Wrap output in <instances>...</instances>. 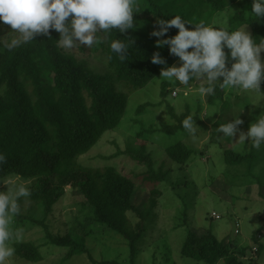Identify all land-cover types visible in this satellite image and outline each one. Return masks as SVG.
Listing matches in <instances>:
<instances>
[{
    "label": "trees",
    "instance_id": "obj_1",
    "mask_svg": "<svg viewBox=\"0 0 264 264\" xmlns=\"http://www.w3.org/2000/svg\"><path fill=\"white\" fill-rule=\"evenodd\" d=\"M229 5L228 0H140V11L144 13L143 20L150 28L149 33L136 28L123 34L113 30L107 39L91 48L105 58L109 67L107 72L96 71L85 59H78L58 47L59 33L51 29L47 36L38 35L36 40L9 49L5 46L9 42L4 38L10 31V25L0 22V152L7 157L6 163L0 166V182L12 178L31 180L28 184L31 196L21 200L13 229L39 225L45 232L43 244L29 240L12 241L14 257L25 262H38L44 257L41 245L50 244L65 249L62 261L69 260L77 252H86L93 264H117L112 260L98 262L92 257L83 237L71 232L53 233L49 228L44 218L68 185L82 196L81 209L90 216L92 227L121 239L128 249L130 263L134 264L138 244L143 243L150 229L147 218L161 195L159 188L154 186L150 190L148 203L139 210L132 202L135 183L130 177L119 172L115 165H85L80 157L97 145L106 131L122 122L131 94L159 77L164 66L151 62L154 52H159L169 66L178 60L169 54L167 46L158 48L155 41L159 38L150 35L157 27V20L181 15L192 21L190 14L196 11L199 16H204L202 20L210 22L213 14L219 15ZM250 5L251 0L243 3L241 10L228 18L229 24L235 29L247 23L249 32L259 40L264 38V17L252 20L245 11H250ZM177 31L170 29L168 36L175 35ZM115 38L132 40L124 62L110 49L111 39ZM108 56L112 59L108 60ZM167 87V82L161 83V102L157 104L164 102L172 121L160 128L142 129L138 136L144 132L173 133L182 128V120L190 115L188 111L180 114L174 111L165 99L170 94ZM219 98L221 88L217 87L207 102L212 104ZM152 105V102L140 103L135 113L139 114ZM164 151L177 165H184L192 153L202 152L191 149L181 139L164 147ZM118 153L143 164L146 180L157 183L164 180L166 171L162 167H153L145 144L132 146L129 142ZM223 156L226 164L243 165L247 174H252L254 152L241 154L224 148ZM25 201L39 209L42 217L34 216L31 208L22 210ZM128 212H133L138 221L132 223ZM263 228L264 223L251 236L257 244L255 251L261 249L257 235ZM179 251L182 256L203 264L258 262L255 258H247L251 247L241 246L231 239H218L210 231L198 234L190 228Z\"/></svg>",
    "mask_w": 264,
    "mask_h": 264
},
{
    "label": "rangeland",
    "instance_id": "obj_2",
    "mask_svg": "<svg viewBox=\"0 0 264 264\" xmlns=\"http://www.w3.org/2000/svg\"><path fill=\"white\" fill-rule=\"evenodd\" d=\"M228 1L229 7L219 15L213 14V19L229 24L228 18L234 12L241 10V5L247 2V0ZM143 14L141 11L134 14L135 28L149 33L150 28L143 20ZM190 17L192 21L204 19V16H199L196 11H192ZM246 30L249 31V28L246 27ZM12 31L10 27V31H7L9 33L5 35L4 39L8 42L18 36ZM65 51L78 59H85L88 65L95 67L98 72L109 71L105 58L84 45H81V49ZM261 57L264 59V52L261 53ZM175 64H179V60ZM162 82H164L163 78L158 77L144 88L133 92L122 122L114 129L106 131L97 145L80 157V161L85 165L112 164L123 175L130 177L135 183L132 202L139 210L148 203L150 190L154 186L159 188L161 195L156 200L152 214L147 218L150 229L146 232L143 243L138 244V252L133 263L203 264L182 256L179 251L187 229L190 228L198 234H208L210 231L218 239H231L241 246H249L252 251L247 258H255L257 264H264V228L260 229L257 235L261 243L260 251H255L257 244L251 237L264 223V151L248 148L247 141L245 146L238 141L235 142L238 133L232 141L216 131L220 124L234 115L237 106L243 105L239 115L244 122L239 128L246 132L249 124L261 111H264V99L258 98L255 94H250V98L245 99L234 91L221 89V98L209 104L208 96L198 94L202 81L193 80L190 86L185 87L179 82L174 86L165 81L169 92L172 90L177 92L176 97L168 94L165 98L174 111L177 114L188 111L190 115L198 116L200 121L195 120L196 125L199 126L197 136L193 139L183 128L173 133L144 132L138 136L142 129L160 128L172 121L164 102L157 104L161 102ZM261 91L264 92V81L261 83ZM143 102H152L154 105L136 114L137 105ZM180 139L191 149L202 150L192 153L184 165L172 162L164 151V147ZM129 142L132 146L146 145L153 167L155 169L162 167L166 171L163 181L157 183L146 180L144 178L146 167L143 164L122 153L116 154L122 152L125 144ZM224 148H231L241 154L254 152L252 174H247V168L243 165L226 164L223 156ZM10 181L27 186L31 182V180L12 178L4 183ZM0 190H6V185L2 183ZM81 201L82 196L66 185L62 197L53 205L47 218H44L51 231L61 234L71 232L73 235L83 237L89 252L98 262L112 260L117 264H131L124 242L114 234L105 235L103 230L92 227L90 216L87 215L86 210L81 209ZM29 208L34 216L42 217L39 209H35L25 201L22 210L27 211ZM214 214L218 216L215 217ZM127 215L132 223L138 221V217L133 212H128ZM236 223L238 225L235 226ZM13 226L14 224L12 228ZM13 231L18 233L13 241L29 240L37 244H43L45 241V232L39 225L16 226ZM41 252L44 257L38 262H25L13 255L8 258L6 264H61L62 262V264H93L86 252H77L67 261H62L66 253L63 248L45 244L41 245ZM218 264L223 263L220 261Z\"/></svg>",
    "mask_w": 264,
    "mask_h": 264
},
{
    "label": "clouds",
    "instance_id": "obj_3",
    "mask_svg": "<svg viewBox=\"0 0 264 264\" xmlns=\"http://www.w3.org/2000/svg\"><path fill=\"white\" fill-rule=\"evenodd\" d=\"M140 10V0H0V22L10 25L12 32L18 34L5 45L9 49L36 40L38 35L47 36L50 29L59 33L57 44L61 49H81V45L91 49L107 39L113 30L123 34L134 29V14ZM245 11L252 20H260L264 17V0H251L250 11ZM246 24L233 29L218 19L190 21L181 15L158 19L150 35L159 38L155 41L158 48L167 46L169 54L179 60V64L169 66L159 52H154L151 62L164 66L159 78L174 86L179 82L182 87L190 86L193 80L202 81L198 94L204 97L214 95L219 87L245 99L250 94L264 99L261 91L264 38L253 37L246 30ZM172 28L178 31L168 36ZM130 46V39L115 38L110 42L112 53L122 62L128 58ZM170 95L176 97L177 92L172 90ZM242 108L243 105L237 106L234 115L216 128L217 133L232 141L238 133L235 142L245 146L247 141L248 148L264 151V111L245 132L239 128L244 122L239 115ZM195 120L199 119L192 115L182 120V128L193 139L199 129ZM6 161V155L0 152V166ZM3 184L6 190H0V264H6L15 253L10 243L18 235L13 231V220L20 212L21 200L31 196L26 184L11 181Z\"/></svg>",
    "mask_w": 264,
    "mask_h": 264
},
{
    "label": "built area",
    "instance_id": "obj_4",
    "mask_svg": "<svg viewBox=\"0 0 264 264\" xmlns=\"http://www.w3.org/2000/svg\"><path fill=\"white\" fill-rule=\"evenodd\" d=\"M215 215V214H214ZM218 215H215V217H217ZM236 225H238L237 223H236ZM236 232H237V230H236Z\"/></svg>",
    "mask_w": 264,
    "mask_h": 264
}]
</instances>
